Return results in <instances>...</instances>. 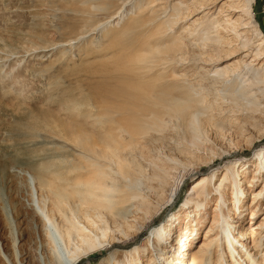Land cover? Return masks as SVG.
I'll use <instances>...</instances> for the list:
<instances>
[{"label":"bare ground","instance_id":"1","mask_svg":"<svg viewBox=\"0 0 264 264\" xmlns=\"http://www.w3.org/2000/svg\"><path fill=\"white\" fill-rule=\"evenodd\" d=\"M89 1L95 3V11L108 12L106 15L110 16L116 7L119 10L128 0ZM138 1L136 17L125 23L111 39L114 69L113 73L106 71L104 82L99 84L101 105L88 104V110L85 107L88 111L85 125L76 124L79 126L76 128L71 123L65 129H59L56 124L50 129L51 138L62 141L72 154L62 152L60 160L49 161L50 164L44 162L38 173L35 170L39 175L32 188L38 211L31 208L42 223L45 252L53 262L56 261L55 238L64 245L69 264H78L83 258L110 248L115 250L103 259L104 264H115L116 261L118 264H264V253L259 254L260 248H263L261 253L264 251V218L261 223L246 228L244 221H235L230 214L236 210L238 216L243 215L242 219H245L244 212L249 209V213L256 216V209L261 207L259 201L264 202V176H260L264 170V147L256 153L254 167L258 170L249 181H245L246 176L241 182L238 179L240 172L235 167L243 164L238 161L228 162L218 184L216 172L203 174L193 181L192 193L183 202L184 207L188 206L187 210L192 208L189 224L195 223L187 243H182L178 236L180 228L177 225L182 221L174 215L173 221L168 220L151 231L152 237L149 236L142 246L124 254L126 262L115 257L118 248L129 247L134 242L133 237L142 233L144 226L154 223L153 218L177 196L181 183H175L189 175L191 169L186 168L192 165L193 159L200 158L198 149L214 137L225 139L230 133L237 138L243 136L244 125L253 126L257 116L264 115V68L235 63L216 68L207 84L196 82L193 73L189 75L190 71L185 70L188 68L185 64L196 58V51L190 49L192 42L165 28L168 23L175 24L180 16H189L197 9L189 6L184 13L183 3H175L167 21L159 22V14L150 9V3L142 6V0ZM255 1L240 0L239 9L247 16L245 24L257 38L253 56L256 61L264 59V33L253 18ZM197 3L195 5H204ZM87 11L89 13V9ZM204 20L203 27L197 32L190 29L189 33L195 36L198 47L228 40L220 35L225 26L221 27L213 18L209 20L208 16ZM103 23L102 26L106 24ZM248 45L246 38L241 46ZM231 74L232 77L236 75V79L229 80ZM89 126L91 129L88 130ZM262 131L264 129L259 130L261 134ZM228 139V146L236 145L232 136ZM64 146L60 149L66 148ZM147 148L151 149L150 157L144 153ZM177 148H181L179 152L183 159L166 152ZM198 161L206 163V159ZM260 178L263 186L252 194V206L246 207L242 197L249 190H242L241 184L254 187ZM228 188H232V196L226 194ZM152 198L158 200L157 206L153 205ZM212 200L216 203L212 223L205 226V239L195 250L192 246L198 239L201 219L204 224L208 223L201 212L208 213L207 207ZM174 229L177 231L173 232ZM33 234L36 239V232Z\"/></svg>","mask_w":264,"mask_h":264},{"label":"rangeland","instance_id":"2","mask_svg":"<svg viewBox=\"0 0 264 264\" xmlns=\"http://www.w3.org/2000/svg\"><path fill=\"white\" fill-rule=\"evenodd\" d=\"M137 1L128 0L127 4L126 2L124 6L122 4L119 10L116 7L114 14L107 16L108 12L95 11V3L89 0L84 2L83 0H0V264H69L64 245L55 238L58 256H55L56 263L45 252L47 246L43 241L45 237H43L42 223L36 218L31 208L38 211L32 187L37 183L36 178L39 175L37 173L44 162L54 160L55 163V159H61L59 157H62V152L72 154V150L64 146L62 141L51 138L50 129L56 124L58 128L60 127L59 129H65L71 123L76 128L85 125L87 110L92 106L90 104L101 105L99 84L104 82V73L106 71L113 73L114 69L112 68L114 67V44L111 39L117 36L116 31L119 32L132 18L136 17ZM147 2L150 3V9L155 10L156 15L159 14L158 19L156 18L159 22L167 21L168 13L171 12L175 3H183L184 13V9L189 6L197 9L189 16H180L175 24L168 23L165 28L184 35L185 39L192 42L190 49L196 51V58L185 64L191 70L188 68L185 70L190 71L189 75L193 73L192 76L196 82L205 81L204 83L207 84L216 68L233 66L235 63H246L256 69L264 68V59L255 61L253 57L256 52L255 46L258 44L257 38L250 26L245 24L247 16L239 9L240 0H142V6H145ZM197 2L204 5H195ZM91 8H93L92 11H90ZM253 12L256 24L264 33V0L255 1ZM206 16L209 20L212 18L217 20L221 27H226L220 35L222 39H228L227 41L223 40L222 44L209 42L208 45L198 47V42L194 41L195 36L189 33L197 32L199 27H203L205 20L202 21V19ZM206 21H208L207 18ZM192 27L197 28L192 29ZM246 38L249 40V45L243 47L241 44ZM232 78L236 79V75L232 77L231 74L228 77L229 80ZM257 118L259 121L257 120L255 125H244L243 136L237 138L235 134H229L236 144L233 147L228 146L229 137L225 139L214 137L198 149L200 158L193 159L192 165L186 168V170L191 169L189 175L178 179L175 183L176 185L181 183L177 196L153 218L154 223L146 228L144 226L142 233L133 237L134 242L130 243L129 247L117 249L115 254L117 260L126 262L124 254L142 246L151 235V231L157 230L168 220L173 221L174 215L182 221L181 225H177L178 222L175 221L177 228H180L178 236H181L182 243L191 240L188 236L195 223L189 224L188 220L193 216L192 208L187 210L188 206L184 207L183 202L192 193L193 181L203 174L211 175L212 172H216L218 184L223 178L228 162L238 161L247 163L245 167H242L243 164L238 168L235 167L240 172L237 175L240 182L244 180V176H246L245 181L251 180L258 170L254 167L256 153L264 147V131L262 134L259 132L264 129V115ZM87 129H91L90 126ZM248 136L251 137L250 140ZM61 144L66 148L60 149ZM180 149H167L166 152L180 159L182 158ZM150 150L147 148L144 151L148 157L152 153ZM202 159H206V163L202 164L198 161ZM246 168L248 173L245 175ZM260 176H264V170ZM262 181L260 178V181L257 184L252 183L255 186L250 188L241 184L242 190H249L242 197L246 207L252 206V194L259 192L263 186ZM142 188L145 189L144 184ZM226 194L232 196V188L226 189ZM157 201L152 198L153 205L157 206ZM259 202L261 207L256 209V216L251 215L247 208L244 212L245 219H242L243 215L238 216L236 210L230 214L235 221H244L243 225L250 228L261 223L264 218V202ZM215 206L216 203L212 200L207 207L208 213L201 212L208 223L204 224V219L200 218L201 230L192 246L195 250L205 239L204 228L211 225L212 210ZM175 231L177 229L173 232ZM33 232H36V239ZM114 250L110 248L109 251L95 252V255L83 258L78 264H104L103 259ZM260 250L259 254L262 256L264 251L261 253ZM115 264L118 262L116 261Z\"/></svg>","mask_w":264,"mask_h":264}]
</instances>
